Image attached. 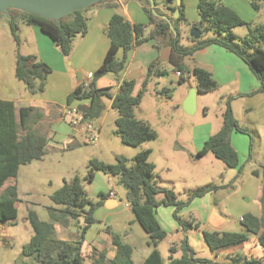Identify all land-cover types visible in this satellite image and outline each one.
I'll return each instance as SVG.
<instances>
[{
    "label": "rangeland",
    "instance_id": "rangeland-1",
    "mask_svg": "<svg viewBox=\"0 0 264 264\" xmlns=\"http://www.w3.org/2000/svg\"><path fill=\"white\" fill-rule=\"evenodd\" d=\"M220 1L227 4L247 22L253 25L264 23V0H255L260 5V10H255L250 0ZM187 14L188 22L176 23L183 46L191 47L197 43L198 39L206 40L217 36L214 31L210 30L204 31L198 39L192 38L193 24L197 21L196 18L198 19L197 7L188 8ZM18 27L17 33L25 41L20 47V41L18 43L12 34L9 19L5 14L0 13V95L10 98L31 94L25 83L16 76V57L17 53L32 52L36 49V44L30 28L27 30V27L31 26L19 23ZM150 29L151 26H148V32ZM234 33L237 39L243 38L248 33V27H236ZM145 43H149L148 45L156 52L160 51L162 46H169L158 42L157 39ZM156 43H159L158 47ZM209 49L211 50L204 56L195 53L194 56L187 58V71L183 72L185 81L180 82L181 77L177 75V71L168 61L163 60L160 62V67L166 72L160 76H153L149 80L142 101L135 109V116L148 122L157 133V138L148 140L139 146L125 144L116 132V119L119 117V112L112 107L111 99L105 97L106 109L102 116L86 122V125H91L98 130L97 143L92 141L87 132L78 131L75 134L76 138L72 141L49 142L47 153L43 158L20 167L19 174L14 181L18 183L20 197L17 202V218L14 221H0V264H37L34 256L22 253L23 247L29 243L34 233L27 219L28 210L31 208L39 214L42 220L50 221L48 207L54 205L51 195L62 187L65 181L70 182L75 176H79L93 201L99 199V195H95V192L109 189H116L119 196L126 201L127 190L120 183L118 176L99 170L95 172L97 173L95 180L86 179L89 160L97 158L114 164L117 162V156L123 155L128 158V164L132 166L135 163V156L147 149L151 150L149 160L156 165L155 179L158 186L175 190L181 200H186L193 191L199 188L211 185L222 186L206 197L195 198L196 200L194 199L195 201L193 200L194 202L192 201L180 213L187 221L200 222V229L189 227L187 231H184L179 227L182 231L179 235L177 229L179 223L174 217V210L163 206L159 211L157 218L168 232V237L159 245L164 264L169 262L171 245L179 243L186 236L192 242L197 258L209 259L212 262L217 260L202 233L203 230H216L213 227L215 225L207 224L205 221L208 212L212 210L217 226L223 224V229L220 231H242L244 228L241 217L246 213H254L259 207L258 193L264 166V91H258L261 82L254 76V73L252 80L246 79L235 64L231 66L232 71L228 73L223 71L215 89L197 92V108L194 113H188L184 108V103L191 89L196 88L198 82L193 74V68L199 66L208 70H217L225 64V62L221 63L223 59L220 57L223 54L240 59L239 56L220 45H210ZM217 58H220L219 64ZM149 65H142L141 62L136 61L131 66V71L135 76L133 78L137 80L134 94L143 89V81ZM116 81L115 75L107 74L98 79L97 85L99 87L109 86ZM46 87L37 94L47 97ZM112 91H115V87ZM228 103L231 104L235 118L248 130L247 132H234L232 142L239 154V167L237 168L229 167L211 152L204 156L198 155L199 146L201 148L204 144L203 137L209 138L222 127ZM37 126L39 130L44 127L40 123ZM240 168L241 172H239ZM256 171L260 175H256ZM163 196L164 194L160 193L157 197L161 199ZM105 212L106 209L102 208L99 213ZM80 225H84L82 218L66 225L57 224V235L60 238L74 241L79 236ZM108 232H111V242H113L114 235H119L122 241L131 244L137 248V251H143L145 255L149 250L152 251V247L148 244L150 237L139 222H122L113 224V226L106 222H97L87 230L85 236L83 251L86 264H90V256L95 251V248L90 245L98 242L101 244ZM238 248L243 250L241 245ZM107 249L111 255L113 249ZM180 255L181 252L175 256ZM253 256L257 255L253 254ZM138 260L137 256L136 262H139ZM194 264L210 263L196 262Z\"/></svg>",
    "mask_w": 264,
    "mask_h": 264
},
{
    "label": "trees",
    "instance_id": "trees-1",
    "mask_svg": "<svg viewBox=\"0 0 264 264\" xmlns=\"http://www.w3.org/2000/svg\"><path fill=\"white\" fill-rule=\"evenodd\" d=\"M141 1L149 17V23H132L120 12L113 14L106 28L110 47L103 63L93 72V78L88 87H83L81 83L68 96V105L77 106L83 113L85 122H91L102 116L106 109L104 98L107 97L112 100V107L119 112V117L116 119V132L125 144L139 146L148 140L157 138V133L148 122L135 116V109L142 101L149 80L153 76H160L166 72L160 67L158 59L149 65L143 81V89L137 94H134L137 85L135 79H124L115 94L112 92V86L99 87L97 85L98 79L107 74L120 77L127 67L128 54L139 45L154 39L170 46L171 53L168 62L177 72L182 73L187 71L186 59L188 57L194 56L196 52L207 46L220 45L239 56L248 65L261 82L258 91H264V23L253 25L247 22L223 1L199 0L200 21L194 23L193 26L201 29L202 33L212 30L217 36L206 40L198 39L193 46L185 47L181 44L180 32L176 28L177 22H188L183 0L179 6L176 0L165 1L170 21L155 15L150 0ZM250 3L255 10H260V5L255 0H250ZM104 4L113 8L119 7L116 0H107L99 5ZM177 8L180 9V15L175 18L174 12ZM87 10L88 8L71 13L62 18L61 25H58L54 20L19 9H11L12 19H9V22L12 34L18 43L20 41L17 33L19 23L38 26L51 36L64 56H69L76 38L84 36L88 31ZM155 11L164 14L157 6ZM148 26H151L149 32ZM239 26H247L248 33L243 38L237 39L234 28ZM156 46L158 47L159 43H156ZM120 50L124 52L121 58L118 56ZM51 71L50 65L39 60L35 55L17 53L16 76L25 83L32 95L45 89ZM193 74L197 77L196 88L199 92L211 91L218 86L212 72L206 68L195 66ZM185 80L186 78L181 76L180 82ZM41 117V113L34 107H22L18 112L13 101L0 98V221H14L17 218V202L20 197L18 183L14 181H16L20 167L43 158L47 153L49 138L37 126ZM234 131L247 132L248 130L235 118L231 104L228 103L222 127L206 140L198 151V155L202 156L211 152L229 167H239V154L231 142V134ZM150 154V149L139 152L132 166L128 164V158L123 155L117 156V162L114 164L97 158L90 159L86 179L93 181L95 172L99 170L119 177L120 183L127 190L126 201L132 208L135 221L139 222L150 237L148 244L152 247V251L142 264H164L159 245L167 238L168 232L157 218L158 207L173 206L174 217L182 230L187 231L189 227L200 229V222L183 219L181 211L195 198L211 191H217L222 186L211 185L199 188L193 191L186 200H181L175 190L158 186L155 179L156 165L149 160ZM255 174L260 175L258 171ZM262 181L261 215L246 213L241 219L244 227L242 231L203 230L204 239L211 250L218 251L241 245L255 237L264 253V166ZM160 193L164 194L161 199L157 197ZM106 196L101 194L97 201H93L79 176H75L70 182L65 181L62 187L51 195L54 205L48 207L50 221L42 220L35 210L31 208L28 210L27 219L34 233L29 243L23 247L22 253L34 256L37 264H86L83 251L85 236L87 230L99 222L95 217V211L102 206ZM80 218L84 220V225H80L81 230L76 240L69 241L58 237L57 224L66 225ZM113 245L115 254L112 257L109 256L108 249L95 248L90 256V264H135L134 248L131 244L122 241L119 235H114ZM179 252L181 255L175 256ZM196 262L264 264V254L248 257L238 253L237 257L230 262L217 263L209 259L197 258L196 251L187 236L179 243L171 245L168 264H194Z\"/></svg>",
    "mask_w": 264,
    "mask_h": 264
},
{
    "label": "crops",
    "instance_id": "crops-1",
    "mask_svg": "<svg viewBox=\"0 0 264 264\" xmlns=\"http://www.w3.org/2000/svg\"><path fill=\"white\" fill-rule=\"evenodd\" d=\"M116 1L119 3L118 8H113L105 4L99 5L100 3L88 8L86 12V15L88 17V23H87L88 31L84 36H78L76 38L73 50L69 56H64L61 53L60 49L56 46L51 36L43 32L38 26H31L24 23L26 26H31V27H27V30L28 28H30L29 30L32 33L31 35H33V39H35V44H36L35 50L24 54L35 55L39 60L50 65L52 69L51 73L48 76L47 84H46L47 86L46 90L48 95L47 97H43L41 95L39 96L38 94L35 95L23 94L22 96L17 98H10L9 96L0 95V98L4 100L13 101L15 103V107L18 112L22 107L36 108L42 115L41 119L39 120V123L43 124L44 127L41 130L44 134L47 135V137L49 138V142L53 141L56 143H61L67 140L72 141L76 138L75 136L76 132L81 131L80 129L71 126V124L63 117V110L68 105L69 94L79 84L83 82V80L87 77V74L89 72H95L103 63V60L110 47V39L106 34V28L113 14H115L116 12H120L123 15H125L126 18L130 20L132 23H142V24L149 23V17L144 10V4L141 0H116ZM165 1L166 0H155V7L157 6V8H160L162 10V12L164 13L162 15H166L169 17V10L168 7L165 5ZM198 1L199 0H183L185 4V14L187 19H189L187 14L188 8L196 6L198 9ZM196 20L197 21H195L194 23L200 21L199 11H198V19L196 18ZM19 39H20V43H19V47H20L22 43L25 41L23 37L22 38L20 37ZM26 41H29V39H26ZM148 44L149 43H143L142 45L133 49L128 54V64L125 71L121 74L120 77L117 78L116 82H113L112 84L109 85L115 87V91H112L114 94L118 91V88L124 79H135L133 78L135 77L134 72L131 71V66H133L134 62L136 61L141 62L142 65L148 66L155 59H158L160 62L161 60L168 61L171 53L170 46H165V47L162 46L159 49L160 51L156 52ZM209 48L210 46H207L196 53H200L201 56H204L208 54L209 50H211ZM118 56L120 58L123 57L124 52L120 50L118 52ZM220 58L223 59L221 63L225 62V64L220 66L219 69L217 70H209L212 72L213 77L217 80V82H219L220 75L223 73V71L226 73L232 71L233 69L231 68V66H234L235 64H237L239 71L243 74V76L246 79L249 80L253 79L252 77L253 72L250 70L248 65L241 58L234 59L233 57H231V55H224V54ZM220 58H217V63L220 61ZM111 105H112V100H111ZM234 132L231 134V142L233 141L235 136ZM207 139L208 137H203V143H205ZM232 145L236 148L233 142ZM201 148L199 146L198 151ZM96 178H97V173L95 174L93 180H95ZM259 189H260L258 193L259 207L253 213L255 215H261L262 212V204H261V197L263 195L262 180ZM213 192L211 191L201 197H206L212 194ZM94 194L107 195L106 198L104 199V203L102 204V206H100L95 211V217L98 219L99 222H106L110 224V226H113V224H119L122 222L133 223L135 221V215L132 211L131 206L127 201H125L122 198V196H119L116 189L114 190L109 189L106 191L100 190L95 192ZM163 206L164 205L158 207L157 217H159L158 216L159 211L162 209ZM168 207H171V210H174L173 206H168ZM102 208L106 209L105 213H99ZM205 221L207 222V224L212 223V225H215L213 227H215L216 230L218 229V231L223 229V224H219L217 226V220H214V215L212 210L208 212ZM179 227L180 225H178L177 228L178 233L180 235L182 231H180L181 228L179 229ZM110 233L111 232L106 233L107 236H104L101 243L102 245L98 244L99 243L98 242L97 244L95 243L90 246H92V248H97V249H107V248L111 250L113 249L112 254L109 255L110 257H112L115 254V246L113 245V242H111L110 240L111 238ZM255 240L256 238L254 237L251 238L249 241L241 244L243 250H239L238 247L240 245H237L238 247L233 246L218 251H214V254L217 258V260H215L214 262L217 263L230 262L233 258L237 257L238 253L244 254L248 257H252L253 254L257 256L258 255L262 256L264 254L263 250L261 246L258 244V242L256 243L254 242ZM189 242L192 245V242L190 240ZM109 243L111 244L109 245ZM133 248H134L133 259L135 264H142L145 258L151 252V250H149L147 255H145L143 254V251L141 252L137 251V248H135L134 246ZM137 256L139 262H136ZM206 263H210V262H206Z\"/></svg>",
    "mask_w": 264,
    "mask_h": 264
},
{
    "label": "water",
    "instance_id": "water-1",
    "mask_svg": "<svg viewBox=\"0 0 264 264\" xmlns=\"http://www.w3.org/2000/svg\"><path fill=\"white\" fill-rule=\"evenodd\" d=\"M105 1L107 0H0V13L5 14L6 17L11 20V9H19L30 14L54 20L58 25H61L62 18L71 13ZM150 3L155 15H159L167 21H170L168 16L159 14L155 11V0H150ZM177 5H181V0L177 1ZM179 15L180 9L177 8L174 12V17L178 18ZM171 27L173 28L172 23ZM201 34V29L193 27L191 37L198 39L201 37ZM197 92V88H192L185 100L184 108L188 113H194L197 108Z\"/></svg>",
    "mask_w": 264,
    "mask_h": 264
},
{
    "label": "built area",
    "instance_id": "built-area-1",
    "mask_svg": "<svg viewBox=\"0 0 264 264\" xmlns=\"http://www.w3.org/2000/svg\"><path fill=\"white\" fill-rule=\"evenodd\" d=\"M177 75L180 77L184 76L182 72H177ZM92 78L93 72H89L87 77L82 82L83 87H88ZM63 117L71 124V126L80 129L83 132H87L93 142H98V130L93 128L91 125H86L84 115L77 106L67 105V107H65L63 110Z\"/></svg>",
    "mask_w": 264,
    "mask_h": 264
}]
</instances>
